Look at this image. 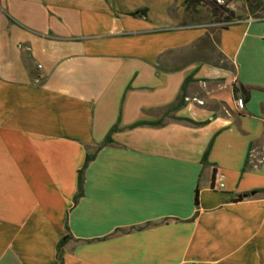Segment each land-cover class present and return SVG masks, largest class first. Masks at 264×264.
I'll return each mask as SVG.
<instances>
[{
  "label": "crops",
  "instance_id": "crops-1",
  "mask_svg": "<svg viewBox=\"0 0 264 264\" xmlns=\"http://www.w3.org/2000/svg\"><path fill=\"white\" fill-rule=\"evenodd\" d=\"M185 1L0 0V264H264V20Z\"/></svg>",
  "mask_w": 264,
  "mask_h": 264
},
{
  "label": "trees",
  "instance_id": "trees-1",
  "mask_svg": "<svg viewBox=\"0 0 264 264\" xmlns=\"http://www.w3.org/2000/svg\"><path fill=\"white\" fill-rule=\"evenodd\" d=\"M235 1H238V0H227L226 6L221 7V6L217 5L216 1L186 0L184 3L185 13L187 14L186 17H189V19L192 21V19L194 17H198L201 15V9H208L210 14H211V19H212V20H210L211 24L231 23V22H234L236 20V16H235V13L228 8V6ZM241 1H245L249 5L250 12L252 15H255V13H257L259 10H261V5H257V4L254 5V3L257 2L258 0H241ZM146 13H147L146 10H142V11H138L137 13H133L130 16L131 17H139V16L145 17ZM222 29H226V28L223 27ZM221 60H223L224 63L221 66H219L220 68L225 69V70H233L234 71V66L230 62H228L224 57H221ZM234 93H235V95L240 94L244 98V101H245V99L249 98V92L243 86H237V87L235 86ZM184 101H185V97H184V95H181L179 97L177 103L169 110V113H175V112L179 111L180 109H182L185 106ZM173 120L184 122V123H187L189 125L197 126V127L205 126L207 124V123L198 124V123H195L189 119L173 118ZM160 125H162V122L158 124V126H160ZM117 131H118V127H114L110 131L109 135L105 139L102 146L98 149V151L104 147H107V146H110L113 144V141L111 138H112V135L115 134ZM211 147H212V144L209 146L207 152L204 155V158H203V164L204 165H206V163H207V158H208V155L210 153ZM95 158H96V153L87 154L84 167H83L82 171L79 173L78 193H77L75 200H74L75 204H77L78 201L80 200V198L83 196L84 173L87 170L89 164L92 161H94ZM259 193H264V191H261ZM198 196H199V190L197 189L196 196H195V206L196 207H198ZM250 197H251V195H245L243 197H240L239 200H243L245 198H250ZM67 241H68V236H66L60 242L58 248L60 249L61 246L64 245Z\"/></svg>",
  "mask_w": 264,
  "mask_h": 264
},
{
  "label": "rangeland",
  "instance_id": "rangeland-1",
  "mask_svg": "<svg viewBox=\"0 0 264 264\" xmlns=\"http://www.w3.org/2000/svg\"><path fill=\"white\" fill-rule=\"evenodd\" d=\"M210 1H216V0H210ZM255 4L261 5V10L255 13V15H252L250 12V7L245 1H241V0L235 1L233 3V8H231V11H233L236 16L235 21H239L241 19H247L249 16L254 17V19H257V20H264V0H258L257 2L254 3V5ZM193 19L195 20L191 21L190 19H188L187 24L189 25H195V24L215 25L211 29H220V28L225 27L223 26V23L221 24H211L210 23L211 22L210 20L212 19H211V14L208 9H201V15L198 17H194Z\"/></svg>",
  "mask_w": 264,
  "mask_h": 264
},
{
  "label": "built area",
  "instance_id": "built-area-1",
  "mask_svg": "<svg viewBox=\"0 0 264 264\" xmlns=\"http://www.w3.org/2000/svg\"><path fill=\"white\" fill-rule=\"evenodd\" d=\"M216 3L218 6H221V7H225L226 6V3H227V0H216ZM234 3V2H233ZM233 3H231L228 8L231 10V8H233ZM250 21H253L255 19L251 18L249 19ZM236 21L234 22H231V23H223V26L227 27L233 23H235ZM188 101V100H187ZM199 104H202L201 102H199ZM236 104V108L239 112H242L245 110V101L244 99L240 98L238 100H236L235 102ZM216 188H219V189H222L223 188V185H219V186H216Z\"/></svg>",
  "mask_w": 264,
  "mask_h": 264
}]
</instances>
